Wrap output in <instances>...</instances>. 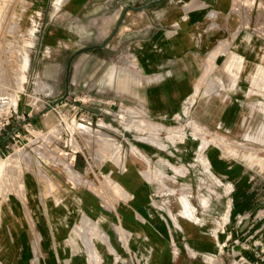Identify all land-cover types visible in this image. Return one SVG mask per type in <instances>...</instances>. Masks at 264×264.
<instances>
[{"label": "rangeland", "instance_id": "rangeland-1", "mask_svg": "<svg viewBox=\"0 0 264 264\" xmlns=\"http://www.w3.org/2000/svg\"><path fill=\"white\" fill-rule=\"evenodd\" d=\"M74 1L63 0L65 6L58 9L57 0H8L2 12L0 113L12 117L0 135V163L12 165L5 177L0 176V264L50 262L46 261L44 238L32 214L28 189L35 190L34 184L40 189L41 196L35 202L39 212L48 214L46 206H51L52 213L60 208L64 215L71 216L67 226L62 218L56 217L59 214L54 220L45 216L50 231L55 225L63 229L59 240L68 252L67 257L80 250L87 260L54 261L55 264H264V127L259 116L260 112L264 115V102H256L259 89L263 87L264 91V69L258 68L253 74L257 86L247 98L240 95L237 87L228 91L231 93L228 101L245 107L241 115L255 113L254 120L245 121V128L232 137L229 135L230 138L217 120L216 106L220 105L217 101L225 93L218 88L210 91L215 98L212 129L204 104L207 94L195 91L207 70L205 59L201 77L194 87V83L187 86L169 112L149 117L142 107L137 111L124 104L121 112L115 110L116 114L111 116L120 128L104 127L83 110L93 103L114 99L92 85L76 84L68 95L74 105L59 108V114L65 117L77 111L75 117L79 116L83 125L76 128L81 134V154L69 163L64 151L58 152L66 143L64 135L55 138V132L59 135L64 129L58 112L51 113L55 114L53 125L46 132L31 121V116L40 109L37 103V107L32 105L46 91L47 83L40 77L43 88L37 89L35 95L26 86L29 82L36 83L39 77L31 64L38 51L40 58L45 51L47 30L70 21ZM252 2L230 0L233 7L230 19L248 22L255 16L259 20ZM263 19L260 31L264 30ZM156 46L159 50L160 43ZM20 48L27 56L25 66L19 57ZM135 49L142 52L140 45H126L124 55L112 63L113 67L118 66L125 73H140L136 59L127 55ZM232 58L230 71L236 77L242 59L233 54L225 62ZM128 111L136 115L129 116ZM102 121L109 123L105 117ZM193 125L199 130L194 132ZM14 128L19 133L4 139ZM180 136L189 143L176 142ZM53 140L56 150L51 147ZM199 140L207 145L202 143L198 147ZM224 173L228 181L222 177ZM27 177L31 178L29 188ZM136 178L146 183L137 187L138 200L136 195L131 197L121 182ZM82 203H88L90 212L96 216L109 218L115 224L114 231H109L110 247L102 250L107 261H95L89 255V246H98L106 233L98 220L83 210ZM108 224H104L105 228Z\"/></svg>", "mask_w": 264, "mask_h": 264}, {"label": "crops", "instance_id": "crops-1", "mask_svg": "<svg viewBox=\"0 0 264 264\" xmlns=\"http://www.w3.org/2000/svg\"><path fill=\"white\" fill-rule=\"evenodd\" d=\"M112 1L75 0L71 5L72 18L70 21L47 30L43 41L45 51H42L41 58V51H38L31 64L33 72L35 70L48 86L46 91L40 94L32 105L36 106L37 103L40 107L39 111H36L37 113L33 117L31 116V121L36 122L35 126L39 127L40 131L46 132V129L53 125L55 114L51 113H59V108L62 107L61 103L67 106L74 105V100H71L68 95L71 87L76 84L92 85L96 89L109 94L112 97L111 100L114 99L112 101H99L93 103V106L83 109L91 120L101 122L104 127H121L111 116H114L116 112H121L124 104L137 111L142 107L149 117L164 116L178 102L187 86L194 83V87L202 75L199 73H201L203 59H205V64L209 58L208 55L211 54L215 56L213 66L206 76L205 91L207 95L204 104L206 106V117L212 121V129H214L213 105L215 98L211 97L212 93L210 91L213 92L217 88L225 93L217 101L220 104L216 106L219 113L217 120L222 125V129H226L228 136L232 137L237 131L243 130L245 121L254 120L252 116L255 113L243 116L240 114V111H245L243 104L239 102L235 104L227 99L231 94L228 91L236 87L240 95L243 94L247 98L251 94V89L254 90L257 86L253 81V74L255 75L258 68L264 69V30H259L262 27L261 21L263 18L261 15H264V0H250L253 1L254 15L258 14L260 19L257 20L253 16V18L250 17L248 22L245 19L240 22H233L230 19L233 9L230 0H163L162 2L165 5L177 7L163 13L158 18L153 24L154 32L150 37L135 40L129 44L142 47L141 53H137L138 51L135 49L134 52L127 54L129 57L134 58V61L136 59V65L140 67V73L135 71H131V74L125 73L118 66L113 67L112 63L117 62V59L124 55L123 52L116 56L85 53L75 62H72L68 69L71 59L69 58L70 54L88 46L93 42L94 37L101 36L100 28L105 25L101 24L100 26L98 19L103 13L108 14L110 12ZM160 8L153 13L160 12ZM209 11L216 13L215 18H207ZM206 24L207 26H205ZM112 27L113 24L106 25V32L110 31ZM100 41L102 39L98 43ZM157 43H160L159 50L155 49ZM143 47L147 49L143 50ZM233 54L242 59V68L239 72L237 71L238 76L236 75V77L228 74L226 70V64ZM225 59H228L227 62H225ZM215 74L218 76L216 77ZM26 88L31 90L32 95L37 92L36 83L29 82ZM262 88L259 89L257 103L264 102ZM254 105L257 107V104ZM115 110L116 112H114ZM255 110L253 109V112ZM259 116L263 128L264 115L260 112ZM104 117L109 119L107 125L102 121ZM222 177H225L227 181L229 180L227 173L222 174ZM30 180L31 178L27 177L28 188L31 185ZM121 182L131 197L136 195V198L138 196L136 192L139 190L137 187L146 185L140 178L125 180V182L121 180ZM34 186L35 190L28 189V194L31 195V201L33 202L34 210L32 214L36 217L39 225L36 228L44 238L42 249L47 252L46 261H50V263L45 262V264H55L54 261H87L86 258L82 257L80 250L78 253L72 254V256L69 254L70 257H67L68 252L62 246L63 242L59 240L63 234V229L55 225L56 227L53 229L55 233L53 230L50 231L45 216L51 219L60 217L64 220L63 223L66 226L70 223L71 216L64 215L60 208L55 209L53 211L55 213H52L51 206H46L48 214H43L41 210L39 212L36 203L38 195H40V189L37 188L36 184ZM82 205L83 210L88 215L91 214L90 216L94 219H97L99 226L106 233V238H102L98 246L94 244L89 246V255L95 261H107L104 259L102 250L110 247L109 231H114L112 229L115 224L109 218L98 217L90 212L88 203H82ZM57 214L59 215L56 216ZM78 218L79 213L76 216V221ZM107 222L109 224L105 228L104 224Z\"/></svg>", "mask_w": 264, "mask_h": 264}, {"label": "flooded vegetation", "instance_id": "flooded-vegetation-1", "mask_svg": "<svg viewBox=\"0 0 264 264\" xmlns=\"http://www.w3.org/2000/svg\"><path fill=\"white\" fill-rule=\"evenodd\" d=\"M162 1L113 0L110 12L103 13L98 19L100 26L101 24L105 25L100 28L101 36L94 37L93 42L88 46L72 52L69 57H73L71 63L85 53L116 56L121 54L126 45L133 41L150 37L154 32L153 24L158 18L163 13L177 7L165 5ZM158 8H160V12L153 13ZM109 23L113 24V27L106 32V25ZM101 39L102 41L98 43Z\"/></svg>", "mask_w": 264, "mask_h": 264}, {"label": "bare ground", "instance_id": "bare-ground-1", "mask_svg": "<svg viewBox=\"0 0 264 264\" xmlns=\"http://www.w3.org/2000/svg\"><path fill=\"white\" fill-rule=\"evenodd\" d=\"M7 1L8 0H0V20L1 19H3L2 18V16H3V9H4V7H5V5L7 4ZM14 1V0H13ZM12 2V1H11ZM84 2V1H83ZM12 3H14V2H12ZM57 4H58V9L59 8H61L63 5L65 6V4H64V2H63V0H57ZM226 5V4H225ZM7 6V5H6ZM3 12V13H2ZM10 13V12H9ZM218 14V13H217ZM215 15H216V13L214 12V13H210L208 16H207V18L208 19H212V18H215ZM18 16H19V12H18ZM208 21V20H207ZM1 22V21H0ZM204 22V21H203ZM212 22H214V21H212ZM211 24H213V23H211ZM198 26V25H197ZM202 26V25H201ZM205 26H207V24L205 25ZM201 28V27H200ZM12 30V29H11ZM191 30V29H190ZM204 30V29H203ZM203 32V31H202ZM193 33V32H192ZM201 34V33H200ZM191 35V34H190ZM197 35V34H196ZM205 35V34H204ZM194 36V35H193ZM202 36V35H201ZM21 50L19 51V57H20V59L22 60V63H23V65L25 66L26 65V59H27V56H26V54H25V52H24V50L22 51V48H20ZM218 49H220V48H218ZM215 50H217V49H215ZM213 53V52H212ZM215 53V52H214ZM221 53V52H220ZM214 54H211V55H208V59H207V61H206V65H207V70H206V72L204 73V75L202 76V79H200V81L197 83V85H196V89H195V91H196V93H206V91H205V81H206V76H207V73L210 71V69L212 68V66H213V60H214ZM206 57H207V55H206ZM233 59V58H232ZM231 59V61L229 62V63H227L226 64V70H227V72H228V74H230L231 76H232V74H233V72L232 71H230L231 69V67L233 66L232 64H233V62H234V59L232 60ZM257 67V66H256ZM256 69V68H255ZM256 72V71H255ZM37 78V77H36ZM36 87H37V89H41V88H43V83H42V80H41V78L40 77H38L37 79H36ZM202 90V91H201ZM172 98V97H171ZM127 110V109H126ZM123 112H125L124 110H123ZM127 115H132V114H135L136 115V113L135 112H130V111H128L127 113H126ZM118 119H120V118H118ZM121 121V120H120ZM123 121V120H122ZM121 123V122H120ZM122 123H125V122H122ZM127 123V122H126ZM141 123V122H140ZM193 131L195 132V131H198L199 130V128L196 126V125H193ZM87 131V130H86ZM84 132H85V129H84ZM83 133V132H82ZM197 133V132H196ZM263 135V134H262ZM261 135V136H262ZM195 136V135H194ZM194 139H195V137H194ZM176 140V142H178V143H180L181 145H187L188 143H189V140L186 138V137H184V136H180L178 139H175ZM200 142H199V144H198V147H199V145H201L202 143H205V145H207V143L205 142V141H201V140H199ZM134 152H135V150L133 149L132 150V154H134ZM136 153V152H135ZM198 161V160H197ZM2 162V161H1ZM15 162V161H14ZM14 162H12L13 163V165H16L17 163H14ZM12 165V164H11ZM11 165H9V166H11ZM9 166L8 165H6L5 163H0V176H6L7 175V172H8V168H9ZM183 203H184V201H182ZM184 206L186 207V204H184ZM192 209L193 208H191L190 209V212H193L192 211ZM187 213H189V211H185V214H187ZM1 241H2V239H1ZM2 263L3 264H16L15 263V261H2ZM50 263V262H49Z\"/></svg>", "mask_w": 264, "mask_h": 264}, {"label": "built area", "instance_id": "built-area-1", "mask_svg": "<svg viewBox=\"0 0 264 264\" xmlns=\"http://www.w3.org/2000/svg\"><path fill=\"white\" fill-rule=\"evenodd\" d=\"M65 105L66 104L62 105V103H61L62 107H64ZM72 109L75 110L76 107H73ZM76 114H77V111H73L72 115L65 117L63 114L60 115L59 113H57V117L60 121V124L62 125V127L64 129L62 131L63 133H59V135H57V131H56L55 132V138L60 139L64 135V137L66 139V143L63 146V149H60V151L58 150V152L64 151L66 159L69 160L68 161L69 163H71V162L73 163L76 160L77 155L81 154L80 145H79L81 134L79 132H77L76 128L78 126H83V125L80 124L81 120L79 119V116L76 119V117H75ZM11 117H12V115L3 117L0 113V135L2 132L5 131V128L10 124ZM22 120H24V119H22ZM22 122H24V121H22ZM23 127H25V125H23ZM16 133H19V130L17 131L14 128L9 137H12ZM54 140L52 141L51 147L53 150H56L58 148H57V146L54 147Z\"/></svg>", "mask_w": 264, "mask_h": 264}, {"label": "water", "instance_id": "water-1", "mask_svg": "<svg viewBox=\"0 0 264 264\" xmlns=\"http://www.w3.org/2000/svg\"><path fill=\"white\" fill-rule=\"evenodd\" d=\"M72 58H73V57H72ZM72 58H71V59H72ZM71 59H70L69 65H68V69H69L70 63H71V61H72ZM12 131H13V129H11V130L9 131V133L6 134V136H5L4 139L8 138V137L11 135Z\"/></svg>", "mask_w": 264, "mask_h": 264}]
</instances>
